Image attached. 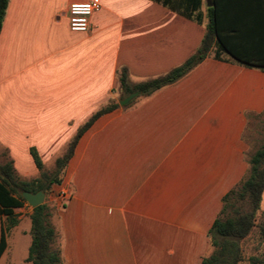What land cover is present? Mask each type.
<instances>
[{"label":"crops","instance_id":"1","mask_svg":"<svg viewBox=\"0 0 264 264\" xmlns=\"http://www.w3.org/2000/svg\"><path fill=\"white\" fill-rule=\"evenodd\" d=\"M88 1L99 9L86 28H72L68 6ZM208 3L201 0L196 22L154 0H7L0 163L35 178L34 148L43 168L54 165L96 110L127 95L121 69L131 87L196 51ZM220 25L232 50L264 55V0H222ZM214 49L175 82L98 116L78 138L49 192L61 264H201L212 252L209 228L248 167L247 115L264 110V70L225 51L217 59ZM63 188L70 197L59 200ZM31 211L26 201L13 209L0 264H31Z\"/></svg>","mask_w":264,"mask_h":264},{"label":"trees","instance_id":"2","mask_svg":"<svg viewBox=\"0 0 264 264\" xmlns=\"http://www.w3.org/2000/svg\"><path fill=\"white\" fill-rule=\"evenodd\" d=\"M180 15L201 21V0H154ZM211 5L206 8L207 23L205 32L196 51L191 54L182 64L172 68L167 73L152 79L136 83L131 87L126 85V70L121 69L118 77L119 85L124 94L138 91L140 95L147 96L155 90L175 82L185 75L190 69L202 61L215 49L213 56L221 58L220 53L225 51L238 63L248 67H257L264 70V55H245L232 50L224 38L220 25V6L222 0H208ZM262 2V1H260ZM262 4V3H261ZM7 5V0H0V27ZM117 103L107 104L96 110L76 131L73 138L66 145L64 152L55 158L54 168L47 172L34 148L30 149L32 160L38 170V176L30 180L20 179L15 173L11 161L0 163V214L5 217L0 237V255L5 248L4 234L17 223L13 209L21 207L25 200L21 192H36L43 190L48 193L53 184H59L63 169L73 153V148L81 134L100 115L117 108ZM248 174L239 181L236 188H231L222 198V207L213 220L208 238L212 252L202 258L201 264H237L241 260L239 241L244 238L253 226L254 213L258 208L262 191L264 190V144L250 155L248 159ZM236 196L246 198L250 203V209L245 212L235 210L233 215L223 216L228 200ZM30 218V244L25 260L31 264H61L59 250L52 247L55 231L49 220V211L45 203L32 207ZM264 236V228L261 229ZM264 264V251L262 259L257 260Z\"/></svg>","mask_w":264,"mask_h":264},{"label":"rangeland","instance_id":"3","mask_svg":"<svg viewBox=\"0 0 264 264\" xmlns=\"http://www.w3.org/2000/svg\"><path fill=\"white\" fill-rule=\"evenodd\" d=\"M243 139L247 147L245 157L248 163L250 155L264 144V110L258 114L247 115V121L243 131ZM4 158L5 157H3V160ZM53 168L54 165H50L49 167L44 168V170L50 172ZM248 169L249 164L241 179L248 174ZM236 185L234 186L235 188ZM49 192L44 194L43 198V203L47 205L48 211L52 207L51 201L49 200ZM228 203L229 204L226 207L223 216L233 215L235 210L238 212H245L250 209V203L246 198L240 199L233 196L228 200ZM262 228H264V190L262 191L258 208L254 213L253 226L249 233L239 241L241 260L237 264H259L257 260L262 259L264 251V236L262 234Z\"/></svg>","mask_w":264,"mask_h":264},{"label":"built area","instance_id":"4","mask_svg":"<svg viewBox=\"0 0 264 264\" xmlns=\"http://www.w3.org/2000/svg\"><path fill=\"white\" fill-rule=\"evenodd\" d=\"M97 1H88L84 3H72L68 6V20L72 28L84 29L88 25L89 16L99 9ZM57 197L59 200H66L70 197V192L63 188Z\"/></svg>","mask_w":264,"mask_h":264},{"label":"water","instance_id":"5","mask_svg":"<svg viewBox=\"0 0 264 264\" xmlns=\"http://www.w3.org/2000/svg\"><path fill=\"white\" fill-rule=\"evenodd\" d=\"M211 3H208V6H210ZM137 95H139L138 91H133L127 94L125 97L118 100V104L120 106H124L127 103H129L133 98H135ZM21 196L24 198V200L31 206L35 207L37 205H40L43 203L44 198V192L43 190H38L34 193L29 191H23L21 192Z\"/></svg>","mask_w":264,"mask_h":264}]
</instances>
